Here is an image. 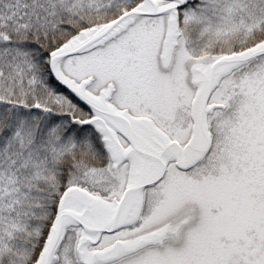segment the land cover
I'll list each match as a JSON object with an SVG mask.
<instances>
[{
    "label": "snow or ice",
    "instance_id": "snow-or-ice-1",
    "mask_svg": "<svg viewBox=\"0 0 264 264\" xmlns=\"http://www.w3.org/2000/svg\"><path fill=\"white\" fill-rule=\"evenodd\" d=\"M0 264H264V0H0Z\"/></svg>",
    "mask_w": 264,
    "mask_h": 264
}]
</instances>
